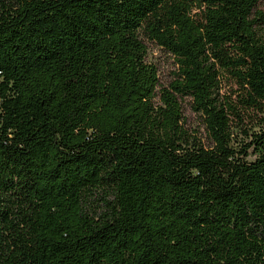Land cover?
Instances as JSON below:
<instances>
[{
  "label": "trees",
  "instance_id": "16d2710c",
  "mask_svg": "<svg viewBox=\"0 0 264 264\" xmlns=\"http://www.w3.org/2000/svg\"><path fill=\"white\" fill-rule=\"evenodd\" d=\"M258 2L0 0V264H264Z\"/></svg>",
  "mask_w": 264,
  "mask_h": 264
},
{
  "label": "rangeland",
  "instance_id": "374dc122",
  "mask_svg": "<svg viewBox=\"0 0 264 264\" xmlns=\"http://www.w3.org/2000/svg\"><path fill=\"white\" fill-rule=\"evenodd\" d=\"M256 9L260 11L264 10V0H259ZM146 46L148 52L146 60L158 68L159 82L162 86L167 87V85L173 80V74L176 71L173 59L150 43H146ZM182 107L183 117L185 119L184 127L188 131L196 134L202 142L209 144L210 141L203 125V121L200 115L191 109L189 99H186L182 103Z\"/></svg>",
  "mask_w": 264,
  "mask_h": 264
}]
</instances>
